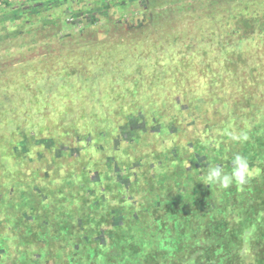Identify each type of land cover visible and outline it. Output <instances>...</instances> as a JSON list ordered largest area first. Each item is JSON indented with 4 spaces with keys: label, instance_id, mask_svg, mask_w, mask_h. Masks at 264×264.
Listing matches in <instances>:
<instances>
[{
    "label": "rangeland",
    "instance_id": "obj_1",
    "mask_svg": "<svg viewBox=\"0 0 264 264\" xmlns=\"http://www.w3.org/2000/svg\"><path fill=\"white\" fill-rule=\"evenodd\" d=\"M0 1V264H264V0Z\"/></svg>",
    "mask_w": 264,
    "mask_h": 264
},
{
    "label": "clouds",
    "instance_id": "obj_2",
    "mask_svg": "<svg viewBox=\"0 0 264 264\" xmlns=\"http://www.w3.org/2000/svg\"><path fill=\"white\" fill-rule=\"evenodd\" d=\"M229 135L234 142L243 143L249 139L246 132H232ZM259 171V169L250 166L249 161L245 156L238 153L231 159L230 173L226 172L224 168L219 165L211 166L202 181L207 185H218L223 188H228L233 183L243 186L255 175H258Z\"/></svg>",
    "mask_w": 264,
    "mask_h": 264
},
{
    "label": "trees",
    "instance_id": "obj_3",
    "mask_svg": "<svg viewBox=\"0 0 264 264\" xmlns=\"http://www.w3.org/2000/svg\"><path fill=\"white\" fill-rule=\"evenodd\" d=\"M253 188H254V190H256V187L253 186ZM230 193H231L230 190H227L226 191V197H228V195ZM205 194H208L207 189L205 190ZM251 199H253V198H251ZM248 202H249V200H248ZM223 207H225V205H223ZM194 209H196V211L194 212L195 216H200L202 221L205 220V218L207 216L206 213L209 211H213V214H220V212L216 211L215 208H213V209L211 208V204H209L204 210L202 207H198V208L195 207ZM181 213H183V212H181ZM218 221H219V223H221L220 219H218ZM201 234H203V233H201ZM201 234H199L200 236H198V238L196 239V242H198V245H199V249H200L199 253L200 254L198 255L197 259L194 261L193 264H222L223 262L225 264L226 258L218 259L219 253L224 251L225 254H229L230 250H233V246L235 245L236 242H230V244L227 245L229 248H225V250H223V249H220L221 248L220 246L221 245L226 246V243L228 241L226 243L219 242V241H217V238L219 236L208 237V236H206V234L204 236L203 235L201 236ZM225 241H226V236H225L224 242ZM233 241H235V238L233 239ZM156 248L157 249L159 248L158 245ZM157 252H158V254H160V249H158ZM197 252H198V250H197ZM155 256H157V254H155Z\"/></svg>",
    "mask_w": 264,
    "mask_h": 264
},
{
    "label": "built area",
    "instance_id": "obj_4",
    "mask_svg": "<svg viewBox=\"0 0 264 264\" xmlns=\"http://www.w3.org/2000/svg\"><path fill=\"white\" fill-rule=\"evenodd\" d=\"M1 5H2V1H0V7H1Z\"/></svg>",
    "mask_w": 264,
    "mask_h": 264
}]
</instances>
